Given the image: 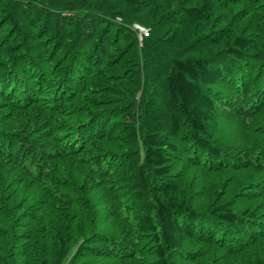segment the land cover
<instances>
[{
    "label": "trees",
    "instance_id": "obj_1",
    "mask_svg": "<svg viewBox=\"0 0 264 264\" xmlns=\"http://www.w3.org/2000/svg\"><path fill=\"white\" fill-rule=\"evenodd\" d=\"M0 102V264H264V0H0Z\"/></svg>",
    "mask_w": 264,
    "mask_h": 264
},
{
    "label": "rangeland",
    "instance_id": "obj_2",
    "mask_svg": "<svg viewBox=\"0 0 264 264\" xmlns=\"http://www.w3.org/2000/svg\"><path fill=\"white\" fill-rule=\"evenodd\" d=\"M137 26V25H136ZM141 31H142V33L143 34H147V29H145V28H143V27H139V26H137ZM5 104H3L2 102H0V115L2 114V113H4L6 110V108H5Z\"/></svg>",
    "mask_w": 264,
    "mask_h": 264
}]
</instances>
